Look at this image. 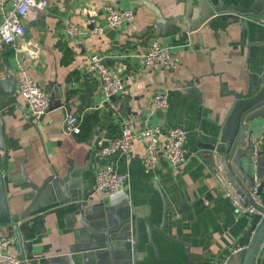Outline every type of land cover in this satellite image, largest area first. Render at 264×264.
Here are the masks:
<instances>
[{
	"label": "crops",
	"instance_id": "0c3cea01",
	"mask_svg": "<svg viewBox=\"0 0 264 264\" xmlns=\"http://www.w3.org/2000/svg\"><path fill=\"white\" fill-rule=\"evenodd\" d=\"M46 1L48 6L43 13L31 14L24 20V35L0 51V80L14 83L18 101V109L0 111V131L6 149L4 152L0 146V165L5 158L11 175L10 182L4 181L10 210L25 208L27 204L22 197L30 189L23 184L22 174L25 182L40 184L53 174L62 178L73 168L87 191L96 189V171L109 164L125 175L126 181L114 193L97 192L94 202L99 205L95 211L108 212L109 207L102 205L107 200L110 206H122L140 218L137 264H221L228 256L227 264H237V256L231 251L248 220L237 213L231 196L199 154H192L174 170L160 156L156 169L146 173L142 166L145 141L134 142L128 155L100 159L94 152L119 136L122 118H127L134 130L145 125H160L163 130L184 128L187 150L197 139L208 143L206 134L217 136L230 113L235 101L232 94L244 98L263 84L264 24L248 21L241 25L236 18L213 17L197 31L187 32L180 25L178 34L159 37L154 28H149L154 25L155 16L132 0ZM144 1L159 8L165 19L176 14L174 0ZM212 2L216 4L217 0ZM252 2L224 0L226 5L243 7ZM106 4L133 10L135 19L119 29L106 28L98 37L90 32V20L103 25ZM10 7L8 4L6 9ZM255 10L260 13L256 19L264 22V0L256 4ZM68 25L81 34L68 37ZM153 40L170 48L177 60L176 68L144 69L138 65L135 55L145 53ZM91 54L101 56L107 67L122 76L123 92L105 99L99 78L87 71ZM20 66L48 98L52 91L58 93L62 106L32 121L18 92ZM186 82L199 90L200 100L193 95L186 97ZM155 92L166 93L169 106L148 116L147 105ZM68 114L78 117V136L64 131ZM263 122L257 119L254 130ZM256 141V150L261 152L256 165L264 167V132ZM72 212L48 215L29 227L25 238L32 243L34 258L40 263L68 255L81 227L79 215ZM147 217L169 239L150 229L152 247L144 223ZM7 238L14 237L6 232L0 234V241ZM13 248L10 252L15 254ZM261 252L263 257L264 250ZM105 259L102 255L98 261Z\"/></svg>",
	"mask_w": 264,
	"mask_h": 264
},
{
	"label": "water",
	"instance_id": "95a60500",
	"mask_svg": "<svg viewBox=\"0 0 264 264\" xmlns=\"http://www.w3.org/2000/svg\"><path fill=\"white\" fill-rule=\"evenodd\" d=\"M132 1L144 5L155 16L154 25L149 28H154L159 37L178 34L180 25L187 32L197 31L213 17L236 18L241 25L248 21L264 24L256 19L260 13L255 6L260 0H253L248 7L226 5L224 0H217L216 4L212 0H174L173 12L176 14L170 19H165L160 9L151 3ZM168 28L171 30L167 31ZM186 86V97L193 95L197 100L201 99L199 90L191 82H186ZM232 96L235 101L218 135L207 133L208 143L197 139L187 150L186 158L199 154L202 161L215 172L224 190L243 209L254 208L253 214L244 215L248 224L240 231L235 244L236 248L243 247L236 254L237 264H264V256L261 255L264 250V167L256 165L261 152L255 149V140L264 132V122L258 130H254V122L264 120V81L257 92L247 97L239 98L236 93ZM17 103L14 83L0 80V111L16 110ZM61 106L59 94L52 91L48 111ZM65 109L69 111L67 106ZM0 146L6 152L1 131ZM7 171L4 158L0 165V234L6 232L15 238L13 249L18 264H137L140 218L122 206H110L107 200L102 205L109 207L108 212L102 214L95 211L99 205L94 202L97 191L85 190L77 170L70 168L62 178L53 174L40 184L25 182L22 174L23 184L30 192L22 197V202L27 203L25 208L14 207L13 211L9 208L4 185L5 180L11 181ZM253 194L258 196L259 202L253 200ZM70 210H73L74 216L79 215L81 225L76 232L75 243L62 259L49 258L40 263L34 258L32 243L25 238L29 227L35 221H43L48 215ZM144 223L152 247L150 229L169 239L160 228L151 224L150 217L145 218ZM102 255L106 259L99 262L98 258Z\"/></svg>",
	"mask_w": 264,
	"mask_h": 264
},
{
	"label": "built area",
	"instance_id": "2783aa9c",
	"mask_svg": "<svg viewBox=\"0 0 264 264\" xmlns=\"http://www.w3.org/2000/svg\"><path fill=\"white\" fill-rule=\"evenodd\" d=\"M10 9H6L7 5ZM48 6L46 0H0V51L13 46L16 41L25 33L24 20L29 16H38L43 13ZM104 24L100 25L96 19L90 20L93 29L90 31L95 36H102L104 30L119 29L123 23H133L135 13L133 10H120L111 4H106L103 8ZM264 23V22H262ZM66 35L76 38L81 33L73 25L65 28ZM138 65L144 69L156 66L172 70L177 66L171 50L163 46L159 41L153 40L145 53L135 55ZM20 79L18 81V92L25 100L28 117L32 121L40 120L47 112L49 98L47 94L34 82L28 71L20 66ZM87 71L99 78L101 90L108 100L121 93L125 89V83L121 75L116 70L107 67L103 63L101 56L91 54L88 57ZM169 106V99L164 92H155L147 105V114L163 111ZM64 131L71 136H78L81 132L78 117L68 114L64 122ZM187 133L184 128L171 127L163 130L160 125H145L139 130H134L127 118L120 120V134L117 138L110 140L95 150L96 158H106L116 154L128 155L132 150V145L136 141H145V151L142 156V166L146 173L156 169L159 157L162 156L171 166L177 169L186 160L187 149L185 142ZM257 141L255 142L256 149ZM126 181V176L117 173L113 167L106 164L95 173V188L97 192L105 191L114 193L122 188ZM255 202H259L258 196L252 195ZM232 204L237 213L253 214V207L243 209L235 199L231 197ZM15 238H7L0 241V264H18L16 254L10 252V247L14 246ZM243 247L235 248L231 255L237 254ZM229 256L225 257L221 264H227Z\"/></svg>",
	"mask_w": 264,
	"mask_h": 264
}]
</instances>
